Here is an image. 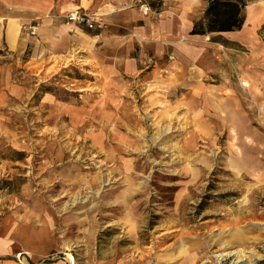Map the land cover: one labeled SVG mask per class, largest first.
Instances as JSON below:
<instances>
[{
	"label": "rangeland",
	"instance_id": "1",
	"mask_svg": "<svg viewBox=\"0 0 264 264\" xmlns=\"http://www.w3.org/2000/svg\"><path fill=\"white\" fill-rule=\"evenodd\" d=\"M151 45L119 91L81 47L0 60V225L33 234L42 264H264V117L216 90L232 45Z\"/></svg>",
	"mask_w": 264,
	"mask_h": 264
},
{
	"label": "crops",
	"instance_id": "2",
	"mask_svg": "<svg viewBox=\"0 0 264 264\" xmlns=\"http://www.w3.org/2000/svg\"><path fill=\"white\" fill-rule=\"evenodd\" d=\"M151 6L164 12L160 19L141 15L134 0H0V60L21 57L28 48L44 47L61 55L81 47L98 59L100 88L119 91L124 89L127 77L137 76L143 71L141 67L152 63V57L142 52L136 56L131 53L143 45L152 50L151 43L158 40L180 41L202 17L207 1L151 0ZM77 9L101 16L106 28L97 35L84 30L68 34L61 17ZM263 26L264 0L248 4L242 29L219 34L232 45V53L228 70L216 71V80L220 79L216 90L230 91L231 97L227 99L236 106L239 91L245 92L247 100L260 111V117H264V38L260 34ZM31 27L35 28L32 33ZM223 60L220 53V63ZM0 65V87H5L12 69L8 62ZM232 113L235 117L234 110ZM18 234L11 221L0 225V264H17L13 258L19 252L27 254L26 264H42L46 253L33 246L35 236ZM26 238H30L27 243Z\"/></svg>",
	"mask_w": 264,
	"mask_h": 264
},
{
	"label": "trees",
	"instance_id": "3",
	"mask_svg": "<svg viewBox=\"0 0 264 264\" xmlns=\"http://www.w3.org/2000/svg\"><path fill=\"white\" fill-rule=\"evenodd\" d=\"M201 20L190 30L191 35L221 34L242 29L245 21L244 0H206Z\"/></svg>",
	"mask_w": 264,
	"mask_h": 264
},
{
	"label": "built area",
	"instance_id": "4",
	"mask_svg": "<svg viewBox=\"0 0 264 264\" xmlns=\"http://www.w3.org/2000/svg\"><path fill=\"white\" fill-rule=\"evenodd\" d=\"M135 8L143 16L153 15L160 19L164 12L154 9L151 6V0H134ZM64 26L69 34H73L76 30H84L91 32H101L106 28L102 17L85 10H73L64 16ZM32 33L34 27L29 28Z\"/></svg>",
	"mask_w": 264,
	"mask_h": 264
},
{
	"label": "bare ground",
	"instance_id": "5",
	"mask_svg": "<svg viewBox=\"0 0 264 264\" xmlns=\"http://www.w3.org/2000/svg\"><path fill=\"white\" fill-rule=\"evenodd\" d=\"M250 216H252V214H250L249 212H243V213L241 214V218H243V217H250ZM27 239L29 240L30 238H26V241H25L26 243L28 242ZM29 242L31 243V241H29ZM30 243H29V244H30ZM27 253H28V252H27ZM233 254H234V255H239V254L241 255V253H236V252L233 253ZM69 262H70L71 264L73 263V260H72L71 257L69 258Z\"/></svg>",
	"mask_w": 264,
	"mask_h": 264
}]
</instances>
